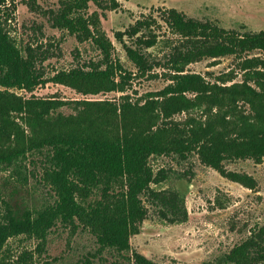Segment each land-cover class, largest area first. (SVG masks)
<instances>
[{
    "label": "trees",
    "instance_id": "obj_1",
    "mask_svg": "<svg viewBox=\"0 0 264 264\" xmlns=\"http://www.w3.org/2000/svg\"><path fill=\"white\" fill-rule=\"evenodd\" d=\"M88 2L102 11L121 6L119 0H77L76 9L86 8ZM4 3L0 0V169L21 166L30 156L40 155L43 179L55 201L38 211L8 209L0 222V252L9 237L19 235L36 238L44 247L58 222L87 228L102 248L131 251L130 238L140 232L147 216L143 198L167 222L187 221L184 196L176 189L154 188L169 177L165 170L154 172L150 165L154 156L185 161L197 155L222 177L251 190L257 188L252 175L228 170L225 162L251 159L261 163L264 157V31L238 34L168 9L162 19L181 38L166 64L171 82L147 96L143 104L128 95L119 101L24 98L10 89L31 92L52 81L83 95L124 92L132 74L112 58V43L103 34L94 35L83 16L61 14L56 24L72 32L78 24L84 32L81 40L92 38L102 60L45 77L34 49L23 51L5 30ZM151 25L150 20H138L125 32L135 38V47L125 46V50L140 75L157 65L143 52L157 43ZM117 37L122 38L120 33ZM255 50L261 55L241 62L240 82H233L234 72L214 82L201 74L185 73L190 63L242 58ZM64 105H70L73 112L57 111ZM183 112L187 113L184 120L174 118ZM132 254L138 264H152L143 255ZM257 261H264V225L226 256L229 264Z\"/></svg>",
    "mask_w": 264,
    "mask_h": 264
},
{
    "label": "rangeland",
    "instance_id": "obj_2",
    "mask_svg": "<svg viewBox=\"0 0 264 264\" xmlns=\"http://www.w3.org/2000/svg\"><path fill=\"white\" fill-rule=\"evenodd\" d=\"M119 2L118 9L102 11L92 2L77 10V0H5L1 6L5 30L23 51L27 47L34 49L39 58L36 63L45 77L102 60L101 51L92 38L81 40L84 32L78 24H75L74 32L56 24L61 14L73 18L83 16L94 35L103 34L112 43V58L119 60L132 74L124 92L83 95L52 81L36 86L31 92L10 91L24 98L33 96L65 102L119 101L128 95L133 102L143 104L147 96L163 90L171 82L166 64L181 38L162 19V13L168 9H176L188 18L209 22L238 34L264 31V0ZM138 20H150V31L158 36L154 46L143 48V52L157 63L144 75L137 72L125 50V46L135 47V38H129L125 32ZM143 32L148 34V31ZM117 33L121 34V39ZM259 55L261 51L255 50L242 58H207L187 65L185 73L201 74L214 82L219 76L234 72L233 82H240L242 60ZM57 111L70 114L73 109L64 105ZM186 116L187 113L183 112L174 118L184 120ZM150 165L154 172L165 170L169 175L160 185H153L154 188L176 189L184 196L187 221L167 222L157 208L143 198L147 216L140 232L130 238L131 251L102 248L87 228L58 222L49 231L44 247L39 246L36 238L25 235L9 237L0 252V264H138L133 251L152 264H229L227 254L264 225V157L261 163L251 159L225 162L228 170L252 175L258 183L255 190L222 177L213 168L202 164L197 155H191L185 161L175 156H154L150 158ZM43 172V158L38 154L24 160L21 166L0 169V222L4 221L8 209L17 213L26 209L38 211L54 203V192L43 179ZM251 264H264V261Z\"/></svg>",
    "mask_w": 264,
    "mask_h": 264
}]
</instances>
